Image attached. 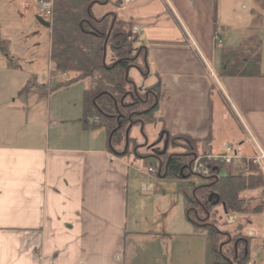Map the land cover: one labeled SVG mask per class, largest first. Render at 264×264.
<instances>
[{
    "label": "crops",
    "instance_id": "1",
    "mask_svg": "<svg viewBox=\"0 0 264 264\" xmlns=\"http://www.w3.org/2000/svg\"><path fill=\"white\" fill-rule=\"evenodd\" d=\"M8 1L24 12L31 2ZM110 1L104 12L138 28L134 50L146 49L150 85L160 83V132L198 140V154H219L220 146L214 149L211 143L221 133L227 142L241 141L245 159L255 147L264 153V0ZM2 2L7 0H0V8ZM253 33L260 40L261 77H217L219 85L213 83L209 73L218 74L222 51L239 47ZM44 37L49 55L47 31ZM4 44L0 42V264H140L141 257L147 264H164L183 242L192 254L187 253L186 262L181 254V264H200L194 253L199 230L186 217L177 181L176 191L167 194L176 201L173 209L183 206L184 218L167 219L156 210L153 218L152 213L137 218V206L147 209L146 202L156 194L166 196L157 187V181H165L163 175L137 170L144 154L136 150L147 143L137 139L141 130L129 131L135 147L125 140L110 146L103 129L83 127L80 112L89 83L70 123L51 116L50 107H41V99L53 98L49 86L27 80L25 87V78L16 80L20 68L2 60L9 51ZM249 195L244 197L251 200ZM256 204L224 219L239 224L250 238L247 264H264V209L252 213Z\"/></svg>",
    "mask_w": 264,
    "mask_h": 264
},
{
    "label": "trees",
    "instance_id": "2",
    "mask_svg": "<svg viewBox=\"0 0 264 264\" xmlns=\"http://www.w3.org/2000/svg\"><path fill=\"white\" fill-rule=\"evenodd\" d=\"M109 1L53 0L48 57L55 72L69 76L65 83L54 89L90 80L82 98V126L91 130L103 129L110 146H115L125 139L128 128L140 129L158 121L160 83L156 81L141 93L135 90L128 71L136 69L143 77L148 75L146 49L138 47L134 50L137 39L131 25L118 20L114 14L101 20L93 19L90 8ZM119 5L116 4L117 7ZM219 61L217 75L220 78L261 77L258 35L253 33L239 47L223 50ZM127 99L129 102H125ZM127 141L136 146L130 134ZM166 141L169 147L180 151L160 154L154 164L160 166V176L177 181L186 216L205 238L204 264H247L250 238L240 232H230L215 209L223 214H243L253 201L244 195L259 191L263 198L255 199L257 205L251 212L263 211L264 181L261 172L245 159L240 163L242 173L233 174L232 164L211 165L202 158L200 162L206 175L196 176L189 172L187 166L193 157L199 155V141L180 135H167ZM218 222H222L221 225ZM218 226L224 230L220 231Z\"/></svg>",
    "mask_w": 264,
    "mask_h": 264
},
{
    "label": "rangeland",
    "instance_id": "3",
    "mask_svg": "<svg viewBox=\"0 0 264 264\" xmlns=\"http://www.w3.org/2000/svg\"><path fill=\"white\" fill-rule=\"evenodd\" d=\"M38 1L31 0L29 3V6L26 7V11L24 12L23 9H20L19 4L11 3L7 0V3L4 4L2 2L3 6L0 8V30H2V33L4 35L0 37V42H2L5 45L9 47V51L7 53V57H3L2 60L6 61H13L15 64V67L19 69L17 73L15 72V78L16 80H19V82L22 81V78H25V87L28 86V83H34L39 85H48L49 89L47 91H51L52 94H54L52 99L45 100L41 99V107L45 110L50 107L51 109V116L53 115L56 118L63 117L67 123L71 122L70 116L72 113H75V116L78 113L79 107H81V95L83 93L82 89L87 87L88 82H76L69 86H62L58 89H54L56 86L60 85L61 83H65V80L60 81L57 78L56 72H54L51 69V64L48 61V40L45 36V28L40 26L38 22L36 21V18L38 17ZM111 2V1H110ZM17 6V8H16ZM110 6V3L108 5H94L90 10L91 15H94L93 19L95 20H101L103 17H105L106 12H104L106 9H108ZM253 35V34H252ZM1 36V31H0ZM35 56V63H32V56ZM7 58V59H6ZM34 64V65H33ZM214 68V72L216 71L215 66L212 65ZM11 71V70H9ZM23 76V77H22ZM129 78L131 79L132 83L135 85L136 91L138 93H141L142 90L150 85L152 78L151 77H143L138 71H135V69H130L128 73ZM218 77V76H217ZM216 77V78H217ZM69 79V76H66V80ZM218 80V79H217ZM213 83L216 84L214 80H212ZM74 84L77 85V87H71ZM70 87V88H69ZM39 89H43V87H39ZM46 89V88H45ZM214 101V99H213ZM125 102H129L128 99L125 100ZM216 110L219 108L217 103L215 104ZM62 107L61 114H53L54 112H57L59 108ZM70 109V110H68ZM215 113V111H214ZM215 115V114H214ZM228 118V117H227ZM80 119H81V112H80ZM228 120V119H227ZM160 134V125L158 123H150L144 126L142 136L141 134H138V141L141 144H144L146 140V146L142 148H138L136 150L137 154L143 155L142 160H139L136 163V167L138 172H145V168L147 166H151L153 161V154L156 155L158 152L161 151L163 148V142H158V137ZM229 140V137L225 133H221L220 135L216 136L213 142L211 143L212 147L214 149H217L218 145L220 146L222 141ZM177 150V148L169 147L168 152H171V150ZM220 150V147H219ZM157 152V153H154ZM221 151H219L220 153ZM239 163H235V166H237ZM160 169V168H159ZM158 172V170H157ZM233 174L237 173V168H232ZM157 175V174H156ZM152 178L148 180V182H151ZM198 181V180H197ZM147 184V182H145ZM157 187H161L164 193H166V196H161L159 194H156L155 197L151 199V201H147V209L143 207H136L138 212L137 218H143L147 217V214L152 213L155 215V210L157 212H161L162 215L165 216V218H184L182 207L179 206V208L173 209L174 203L176 202L175 199L172 197V195H168L170 193H174L173 188H176V182L173 179H165V181H157ZM176 191V189H175ZM168 193V194H167ZM249 196H251V200H255L257 197L259 199H262L263 196H260V192H249ZM261 201V200H260ZM258 202V204L260 203ZM255 202V201H254ZM254 202L251 201V204H254ZM257 203V201H256ZM181 204V203H180ZM257 205V204H256ZM218 211V214L220 215V219L226 223L225 225L228 227V230L230 232H233V234H237L238 232L245 235L244 231L241 229V226L239 224L236 225H229L225 221V216L233 215V214H223L221 210L215 209ZM235 215V214H234ZM163 216V217H164ZM222 217V218H221ZM222 222H218V224L221 225ZM243 226V225H242ZM220 231L224 230V227L218 226ZM239 230V231H238ZM196 237L198 241H195V257H197V254H199L200 257V264H204V258H205V238L202 236L201 233L196 232ZM199 244V247L197 246ZM144 247L141 245V249ZM253 246L251 247V249ZM150 252L152 250H149ZM159 251H162V249H159ZM168 252V251H167ZM192 252L187 248L186 242H183L181 244V249L177 250L176 252H171V255H168L164 258V264H181V254L183 257L184 262H186V255L187 253ZM141 253H143L141 251ZM178 254V255H177ZM148 261L145 260L144 257H141L140 264H147Z\"/></svg>",
    "mask_w": 264,
    "mask_h": 264
},
{
    "label": "built area",
    "instance_id": "4",
    "mask_svg": "<svg viewBox=\"0 0 264 264\" xmlns=\"http://www.w3.org/2000/svg\"><path fill=\"white\" fill-rule=\"evenodd\" d=\"M39 13L41 15H43L46 19H51L52 17V3L51 1H43L40 3L39 5ZM134 31H137V28H134ZM222 148L224 150V157H222V159H224L226 162H229L232 159H235L238 157L239 155V151H240V146L238 144V142L233 141L232 143L228 144V143H224L222 144ZM207 160H209V158H207ZM254 163H256L261 171L263 172V176H264V154L258 150V154L257 156L254 158ZM192 170L193 172L196 173H203L206 174L205 169H203V165L201 164V162L195 160L194 164L192 166ZM148 173H151L152 170L150 168H148L146 170Z\"/></svg>",
    "mask_w": 264,
    "mask_h": 264
},
{
    "label": "water",
    "instance_id": "5",
    "mask_svg": "<svg viewBox=\"0 0 264 264\" xmlns=\"http://www.w3.org/2000/svg\"><path fill=\"white\" fill-rule=\"evenodd\" d=\"M36 21L38 22V24H39L40 26H42V27H44V28H48V24L45 23L44 21H42L40 18H36ZM129 129H130V128H128V129L126 130V132H125V142H126V144H127V137H128V134H129ZM222 245H223V244H222ZM222 245L219 246V251H220Z\"/></svg>",
    "mask_w": 264,
    "mask_h": 264
}]
</instances>
